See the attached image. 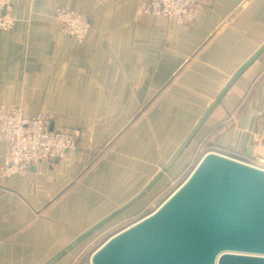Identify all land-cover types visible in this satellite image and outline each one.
I'll return each mask as SVG.
<instances>
[{
  "label": "crops",
  "instance_id": "0c3cea01",
  "mask_svg": "<svg viewBox=\"0 0 264 264\" xmlns=\"http://www.w3.org/2000/svg\"><path fill=\"white\" fill-rule=\"evenodd\" d=\"M146 1H13L14 24L0 29V103L50 114L78 147L43 174L21 177L3 173L8 143L0 136V264H43L140 189L264 42V0H196L185 25L143 13ZM58 7L89 17L82 41L63 31ZM208 150L264 167V52L163 175L115 217L138 211ZM89 238L51 264H87Z\"/></svg>",
  "mask_w": 264,
  "mask_h": 264
},
{
  "label": "water",
  "instance_id": "95a60500",
  "mask_svg": "<svg viewBox=\"0 0 264 264\" xmlns=\"http://www.w3.org/2000/svg\"><path fill=\"white\" fill-rule=\"evenodd\" d=\"M263 52L264 42L232 73L171 157L140 189L43 264H51L142 197L178 157L236 78ZM89 262L264 264V167L206 151L155 209L106 238L92 251Z\"/></svg>",
  "mask_w": 264,
  "mask_h": 264
},
{
  "label": "built area",
  "instance_id": "2783aa9c",
  "mask_svg": "<svg viewBox=\"0 0 264 264\" xmlns=\"http://www.w3.org/2000/svg\"><path fill=\"white\" fill-rule=\"evenodd\" d=\"M14 0H0V29L14 24L11 6ZM33 1V0H28ZM196 0H147L142 12L163 16L178 24H187L195 11ZM55 16L65 33L82 41L91 29L89 17L75 9L58 7ZM0 136L8 143L4 174L27 176L34 167L41 175L49 161L62 158L78 147L77 135L52 126L51 115L39 112L27 116L18 105L0 103Z\"/></svg>",
  "mask_w": 264,
  "mask_h": 264
},
{
  "label": "rangeland",
  "instance_id": "374dc122",
  "mask_svg": "<svg viewBox=\"0 0 264 264\" xmlns=\"http://www.w3.org/2000/svg\"><path fill=\"white\" fill-rule=\"evenodd\" d=\"M201 151H197L193 154V156L189 159V161L183 166V168L181 169V171L179 172V174L173 178L171 180V182H169L168 184H166L164 187H162L161 189L157 190L154 194H152L151 196H148L149 199L146 200L145 204L139 209V210H143L144 208H147L149 211H152L153 209H155L163 200V196L164 194L168 195L170 194L171 190H173L176 186H178V184L181 182V180L184 177V170L188 167L190 168L191 166H193L194 163H196L199 158L201 157ZM170 185V189H167V191H165V193H162L164 188ZM162 193V195H158ZM165 195V196H166ZM138 210V211H139ZM137 212V211H136ZM126 216H121L118 218H113V220H110L108 222H106L105 224H103L100 228H98L96 231L92 232L89 237V241L91 239H93L94 237L98 236V239H95L94 242V246L92 244L91 247H89V249H86L84 252V260L86 261L87 264H90L89 262V254L91 252V250L94 248H96L97 246H99L106 238H108L111 234H113V232L117 231L118 229L122 228L121 225L119 226H112L114 225V223H116L117 221H119L120 219H123ZM106 229H108L106 231Z\"/></svg>",
  "mask_w": 264,
  "mask_h": 264
},
{
  "label": "trees",
  "instance_id": "16d2710c",
  "mask_svg": "<svg viewBox=\"0 0 264 264\" xmlns=\"http://www.w3.org/2000/svg\"><path fill=\"white\" fill-rule=\"evenodd\" d=\"M103 150H101V151H99L98 153H97V155H95L89 162H88V164L86 165V167H85V170L83 171V173L81 174V176H83L84 174H86L90 169H92L98 162H99V160L101 159V156H102V152ZM196 163H194L193 164V166H191L190 168H186L185 170H184V177H183V179L181 180V182L186 178V176L189 174V172L191 171V169L194 167V165H195ZM180 182V183H181ZM179 183V184H180ZM178 184V185H179ZM177 187V186H176ZM175 187V188H176ZM174 188V189H175ZM167 189H170V185H167L165 188H164V190H163V192L162 193H165V191H167ZM173 189V190H174ZM173 190H171V192L173 191ZM170 192V193H171ZM162 193H160V194H158V195H162ZM166 194H164V198H163V200L169 195H166ZM162 200V201H163ZM150 211L147 209V208H144L143 210L141 209V210H139V211H137V212H135V213H132V214H130V215H127L126 217H124L123 219H120L119 221H117L116 223H114V225H112V226H119V225H121V227L123 228V227H125V226H127L128 224H130V223H132L133 221H135V220H137L138 218H140V217H142V216H144L145 214H147V213H149ZM115 218V217H114ZM111 220H113V218L111 219ZM110 221V220H109ZM121 229V228H120ZM120 229H118V230H120ZM108 229H106V231H107ZM117 230V231H118ZM116 232V231H115ZM114 233V232H113ZM95 239H98V236L97 237H94L93 239H91L89 242H88V244H87V249H89V247H91L92 246V244H93V246H94V242H95Z\"/></svg>",
  "mask_w": 264,
  "mask_h": 264
}]
</instances>
